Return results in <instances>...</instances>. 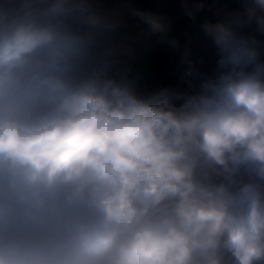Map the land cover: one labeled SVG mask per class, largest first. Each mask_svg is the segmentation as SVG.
<instances>
[{
	"label": "clouds",
	"instance_id": "9594fccd",
	"mask_svg": "<svg viewBox=\"0 0 264 264\" xmlns=\"http://www.w3.org/2000/svg\"><path fill=\"white\" fill-rule=\"evenodd\" d=\"M144 2L0 0V264H264V0Z\"/></svg>",
	"mask_w": 264,
	"mask_h": 264
},
{
	"label": "crops",
	"instance_id": "0c3cea01",
	"mask_svg": "<svg viewBox=\"0 0 264 264\" xmlns=\"http://www.w3.org/2000/svg\"><path fill=\"white\" fill-rule=\"evenodd\" d=\"M174 0H148L145 3H142L143 7L152 8L160 12L169 14L172 17L179 16V19L176 20L172 36L178 38L182 45H190L194 51H200L203 48V41L199 34V29L196 28L190 20L182 15V6H171ZM210 14V13H202ZM167 58L168 65L175 76V60L169 51V47L166 44H162ZM142 69L153 79V81L165 80L162 78L158 70L154 67L150 50L146 55L143 56L141 60Z\"/></svg>",
	"mask_w": 264,
	"mask_h": 264
},
{
	"label": "trees",
	"instance_id": "16d2710c",
	"mask_svg": "<svg viewBox=\"0 0 264 264\" xmlns=\"http://www.w3.org/2000/svg\"><path fill=\"white\" fill-rule=\"evenodd\" d=\"M146 1L147 0H145V2ZM171 6H181V4L179 0H174ZM150 54L152 57L153 65L158 70L162 78L165 79L166 81L173 80L174 75L169 68L168 58L163 45L158 43H153L150 49Z\"/></svg>",
	"mask_w": 264,
	"mask_h": 264
},
{
	"label": "built area",
	"instance_id": "2783aa9c",
	"mask_svg": "<svg viewBox=\"0 0 264 264\" xmlns=\"http://www.w3.org/2000/svg\"><path fill=\"white\" fill-rule=\"evenodd\" d=\"M211 6L209 5V8H210Z\"/></svg>",
	"mask_w": 264,
	"mask_h": 264
}]
</instances>
